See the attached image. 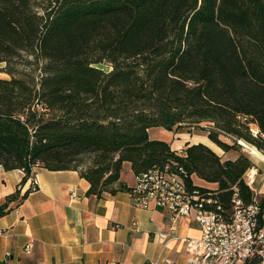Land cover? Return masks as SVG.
<instances>
[{
  "label": "trees",
  "instance_id": "16d2710c",
  "mask_svg": "<svg viewBox=\"0 0 264 264\" xmlns=\"http://www.w3.org/2000/svg\"><path fill=\"white\" fill-rule=\"evenodd\" d=\"M0 63V166L21 182L37 166L73 169L101 197L124 162L135 174L178 162L225 207L235 188L252 201L248 154L224 160L202 141L179 151L149 129L206 124L224 151L264 149V0H0Z\"/></svg>",
  "mask_w": 264,
  "mask_h": 264
},
{
  "label": "crops",
  "instance_id": "0c3cea01",
  "mask_svg": "<svg viewBox=\"0 0 264 264\" xmlns=\"http://www.w3.org/2000/svg\"><path fill=\"white\" fill-rule=\"evenodd\" d=\"M187 142H193L190 135L179 130L168 143L181 150ZM239 142L248 149L251 173H255L251 186L262 198L264 155L254 145ZM212 148L224 160L247 151ZM33 174L37 187L24 196L30 186L28 178L21 182L24 172L0 166V204L20 191L0 216V264H149L160 254L176 264H187L184 239L200 235L198 224L190 217L179 218L178 238L168 240L164 247L158 235L168 228V214L134 206L130 189L135 173L129 162L122 165L120 179L114 184L117 190L101 197L88 195L90 183L77 170L37 166ZM261 219L264 221V212Z\"/></svg>",
  "mask_w": 264,
  "mask_h": 264
},
{
  "label": "built area",
  "instance_id": "2783aa9c",
  "mask_svg": "<svg viewBox=\"0 0 264 264\" xmlns=\"http://www.w3.org/2000/svg\"><path fill=\"white\" fill-rule=\"evenodd\" d=\"M240 119L245 122L247 117ZM248 124L253 133L258 132L252 129L256 123ZM259 151L264 155V149ZM252 168L244 173V179L253 191L252 201L244 204L235 188L231 208L225 207L214 191L195 187V191L185 192V185L175 182V174H182L188 181L187 172L178 162L136 173L130 196L136 207L167 212L168 228L158 235L164 247L168 240L178 238L175 230L179 218L190 217L198 224L200 235L184 239L187 264H264V224L260 223L258 192L251 186L255 174L251 173ZM27 180L29 189H36L33 172ZM193 205H202V213H193ZM213 206H220V213H213ZM149 264L176 263L160 254Z\"/></svg>",
  "mask_w": 264,
  "mask_h": 264
},
{
  "label": "rangeland",
  "instance_id": "374dc122",
  "mask_svg": "<svg viewBox=\"0 0 264 264\" xmlns=\"http://www.w3.org/2000/svg\"><path fill=\"white\" fill-rule=\"evenodd\" d=\"M4 66V63H0V76H8L6 73L2 72L1 71V68ZM102 67L104 68H107V66L105 64H102L101 65ZM204 126H206V128H198V127H183L181 128V132L183 133H187L190 135V139L193 140V142H198V141H202L206 144H209V140H208V129L210 128V126H207L206 124H203ZM256 127V128H255ZM151 131V136L154 137L153 139H159V140H164V141H170L171 140V136L172 134L174 133V135L177 133V132H173V131H169L167 129H164L162 127H152L150 128ZM149 129V130H150ZM252 129L255 130L257 129L258 130V125L256 124L255 125H252ZM173 132V133H172ZM189 132V133H188ZM219 137L225 141H228V142H232L231 141V137L229 136H226L224 134H220ZM237 144L236 145V148L237 149H240L241 151L244 149V150H247V151H243L244 153L248 154V149H246V147L244 145H242L239 140H237ZM211 146H215V144L211 145Z\"/></svg>",
  "mask_w": 264,
  "mask_h": 264
},
{
  "label": "bare ground",
  "instance_id": "6f19581e",
  "mask_svg": "<svg viewBox=\"0 0 264 264\" xmlns=\"http://www.w3.org/2000/svg\"><path fill=\"white\" fill-rule=\"evenodd\" d=\"M175 182L178 185H185V192L195 191V188L188 186L182 174H175ZM193 213H202V205H193ZM213 213H220V206H213Z\"/></svg>",
  "mask_w": 264,
  "mask_h": 264
}]
</instances>
